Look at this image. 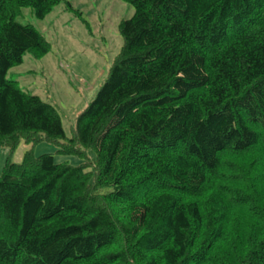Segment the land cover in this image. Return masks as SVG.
Instances as JSON below:
<instances>
[{
  "label": "trees",
  "instance_id": "trees-1",
  "mask_svg": "<svg viewBox=\"0 0 264 264\" xmlns=\"http://www.w3.org/2000/svg\"><path fill=\"white\" fill-rule=\"evenodd\" d=\"M67 1L0 0V149L86 159L7 163L0 264H264V0H121V53L70 138L6 79L51 51L21 10Z\"/></svg>",
  "mask_w": 264,
  "mask_h": 264
},
{
  "label": "rangeland",
  "instance_id": "rangeland-1",
  "mask_svg": "<svg viewBox=\"0 0 264 264\" xmlns=\"http://www.w3.org/2000/svg\"><path fill=\"white\" fill-rule=\"evenodd\" d=\"M134 14L135 9L121 0H68L44 20L36 18L32 9H22L17 22L33 26L48 41L51 51L43 58L26 54L22 65L11 69L6 79L53 105L70 138L76 119L94 101L121 53V22ZM31 150L36 157L52 155L57 164L79 166L86 162L80 156L59 152L61 148L52 144L20 141L12 154L8 147L0 149V179L8 162L22 163ZM88 158L94 160L96 153L89 150Z\"/></svg>",
  "mask_w": 264,
  "mask_h": 264
}]
</instances>
